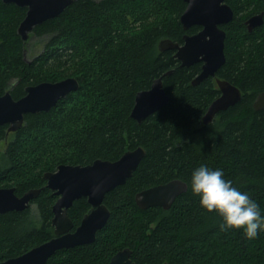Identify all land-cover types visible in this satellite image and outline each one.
<instances>
[{
    "label": "trees",
    "instance_id": "trees-1",
    "mask_svg": "<svg viewBox=\"0 0 264 264\" xmlns=\"http://www.w3.org/2000/svg\"><path fill=\"white\" fill-rule=\"evenodd\" d=\"M225 2L233 10L223 26L225 62L214 77L192 85L201 62L181 67L174 50L158 48L163 39L182 44L185 34L200 30H183V0H74L34 27L29 40L42 46L31 58L29 40L24 44L17 33L26 8L0 0V96L9 92L17 100L42 82H78L48 111L25 114L15 132L0 126V188H14L18 197L40 189L28 208L0 214V263L53 237L57 196L45 187L44 173L115 161L143 147L132 175L105 195L110 216L94 241L59 249L44 264H107L123 249L138 264H264V230L254 240L242 230L220 231V218L200 208L190 187L199 166L221 170L264 220V110L253 108L264 91V0ZM254 14L262 23L248 31L245 21ZM158 78L169 100L138 123L130 117L135 96ZM216 79L238 88L241 98L204 124L220 95ZM176 179L187 189L168 209L136 205V193ZM89 210L85 198L72 203L67 216L74 228Z\"/></svg>",
    "mask_w": 264,
    "mask_h": 264
},
{
    "label": "water",
    "instance_id": "water-1",
    "mask_svg": "<svg viewBox=\"0 0 264 264\" xmlns=\"http://www.w3.org/2000/svg\"><path fill=\"white\" fill-rule=\"evenodd\" d=\"M26 8L24 19L17 33L25 44L34 27L58 16L74 0H2ZM186 4L179 21L183 30L199 26L195 34L183 36V43H174L169 39L159 42L160 51L174 50V57L181 67H189L201 62L200 73L192 80L196 85L208 77H214L225 62V33L219 25L229 22L233 17L231 8L225 0H183ZM262 23V15H256L246 21L247 28ZM170 72H167L169 74ZM220 95L209 105L202 118L204 124L212 121L222 110L236 104L241 93L238 88L226 80H216ZM78 88L74 78L58 82H42L25 89V95L17 100L9 92L0 96V126L7 125L6 134L15 132L22 126L24 115L48 111L56 102ZM169 96L162 88L161 78L155 79L150 88L136 94L130 117L140 123L143 119L162 108ZM255 110H264V91L253 101ZM143 147L124 152L117 160L97 159L86 166L59 165L55 171L43 175L45 187L53 191L57 200L52 207L51 224L54 237L45 243L30 249L15 258L0 264H44L55 251L78 245L90 244L96 232L107 223L110 211L103 204L105 195L115 187L122 185L132 175L140 160L144 157ZM186 183L176 179L165 184L144 189L135 194L136 205L141 209L161 207L168 209L174 199L185 192ZM40 189H31L18 197L14 188H0V214L9 211H21L30 206ZM85 198L90 210L73 230V223L67 216V210L75 200ZM130 251L117 252L109 264H133L129 259ZM166 264V263H163Z\"/></svg>",
    "mask_w": 264,
    "mask_h": 264
},
{
    "label": "clouds",
    "instance_id": "clouds-1",
    "mask_svg": "<svg viewBox=\"0 0 264 264\" xmlns=\"http://www.w3.org/2000/svg\"><path fill=\"white\" fill-rule=\"evenodd\" d=\"M190 187L200 208L220 218V231L242 230L246 239L254 240L264 230L258 204L226 180L221 170L199 166L191 174Z\"/></svg>",
    "mask_w": 264,
    "mask_h": 264
},
{
    "label": "rangeland",
    "instance_id": "rangeland-1",
    "mask_svg": "<svg viewBox=\"0 0 264 264\" xmlns=\"http://www.w3.org/2000/svg\"><path fill=\"white\" fill-rule=\"evenodd\" d=\"M42 44L40 43V40L36 37H31L28 42V50L27 53H25L27 58H31L34 54H36L41 49ZM5 147V141H0V164L2 162V153L4 151Z\"/></svg>",
    "mask_w": 264,
    "mask_h": 264
},
{
    "label": "flooded vegetation",
    "instance_id": "flooded-vegetation-1",
    "mask_svg": "<svg viewBox=\"0 0 264 264\" xmlns=\"http://www.w3.org/2000/svg\"><path fill=\"white\" fill-rule=\"evenodd\" d=\"M225 3H226V2H225ZM226 4H227V3H226ZM227 5H228V4H227ZM228 6H229V5H228ZM229 7H230V6H229ZM230 8H231V7H230ZM231 10H232V9H231ZM232 12H233V10H232ZM256 15H260V14H254V15L248 17V19H250L251 17L256 16ZM248 19H246V21H247ZM246 21H245V25H246V27H247ZM227 23H228V22H227ZM225 24H226V23L219 25V28L222 29V30L224 31V33H225V30H224L223 26H224ZM247 29H248V28H247ZM248 31H250V30L248 29ZM225 35H226V34H225ZM224 41H225V39H224ZM216 80H217V79H216ZM75 228H76V227H75ZM75 228L73 227V230H74ZM53 237H54V231H53ZM115 254H116V253H115ZM115 254H114V255H115ZM114 255L111 256V258H110V260L108 261L107 264L110 263V261H111V259H112V257H113ZM129 259H130V261H131L133 264H138V263H136L134 260H132L131 252H130V255H129ZM162 264H163V263H162Z\"/></svg>",
    "mask_w": 264,
    "mask_h": 264
}]
</instances>
